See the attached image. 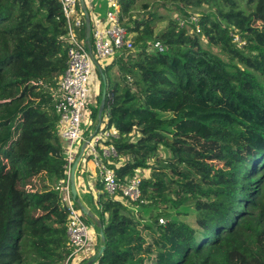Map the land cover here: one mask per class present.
Listing matches in <instances>:
<instances>
[{"label": "trees", "instance_id": "trees-1", "mask_svg": "<svg viewBox=\"0 0 264 264\" xmlns=\"http://www.w3.org/2000/svg\"><path fill=\"white\" fill-rule=\"evenodd\" d=\"M160 2L187 22L167 17L155 33L152 2L122 0L132 49L98 71L101 120L116 133L109 167L120 184L140 178V197L128 203L100 186L98 197L80 196L95 217L84 220L104 234L95 264H141L139 246L161 254L138 225L176 248L171 264H264V0ZM187 10L198 12L199 31ZM66 35L58 0H0V135L12 122L5 109L19 106L0 142V264H72L52 96Z\"/></svg>", "mask_w": 264, "mask_h": 264}, {"label": "built area", "instance_id": "built-area-1", "mask_svg": "<svg viewBox=\"0 0 264 264\" xmlns=\"http://www.w3.org/2000/svg\"><path fill=\"white\" fill-rule=\"evenodd\" d=\"M83 1L91 24L89 42L85 38V19L79 0H58L66 21L65 41L68 49L66 69L59 79L57 91L52 95L57 99L55 112L58 117L59 134L66 144L64 180L58 183L56 189L60 191V198L67 212L66 235L72 249L71 256L84 250L91 240L90 229L81 210L72 200L70 192L71 167L84 142L89 139L79 164L89 162L92 165L102 192L111 198L125 199L128 203L136 202L140 197V178H131L120 184L113 169L109 167L112 161L118 158L112 142L116 138L115 131L106 127V120L103 122L97 120L93 124L91 119L89 121L90 114L86 111L88 104L91 105V112L95 107L88 101L91 74L94 70L100 71L104 68L105 62L112 59L117 52L130 51L134 35L121 25L122 0H103L106 5L103 18L95 11L102 0ZM188 21L194 23L196 30L199 31L197 15L190 16ZM179 22L182 26L187 20L180 18ZM82 31L83 35L80 36ZM153 47L162 50L159 43H155ZM84 123L86 127H83ZM96 127L97 130L94 132ZM86 132L88 134L84 136Z\"/></svg>", "mask_w": 264, "mask_h": 264}, {"label": "rangeland", "instance_id": "rangeland-1", "mask_svg": "<svg viewBox=\"0 0 264 264\" xmlns=\"http://www.w3.org/2000/svg\"><path fill=\"white\" fill-rule=\"evenodd\" d=\"M161 0H150V2H152V6H151V10L149 11H154L158 13V15H160L161 19L160 20H157L156 24H155V28H154V32L155 33H158L160 32L161 30L165 29L167 27V24H168V18H182L180 16H183L182 13L178 12V11H175L174 10V6L173 5H168L167 7H162L160 6ZM102 1H100V3H98V6L95 8V11L98 13V15L103 18L104 17V14H105V11H106V6L104 3H101ZM136 15L137 16H142L143 15V12L141 10H138L136 12ZM192 15H197L199 16L198 12L194 11V10H187L186 12V18H189L190 16ZM93 72H95V75H96V79H97V87H96V93L97 95L99 96L100 95V92H101V80L99 78V74H98V71L97 70H94ZM92 76V74H91ZM91 78V77H90ZM91 82L93 83L94 82V78L91 79ZM89 93L91 95L94 94V84L92 86V89L91 91H89ZM94 104H95V101H94ZM91 109V105L88 104L86 106V111L90 114L89 116V121L90 119H92V112L90 111ZM17 111H19V106H15V105H10L8 106L6 109H5V114H4V117L7 119V118H11L12 119V122L10 123L9 126H7L1 133L0 135V142L2 141H5L7 140L11 134H12V129H13V125H14V122H15V119L17 117ZM83 127H86V123L83 124ZM86 136V135H84ZM163 151H160V154H162ZM164 154V153H163ZM146 175H148V172L145 171ZM82 197V196H81ZM94 211V209H93ZM94 213H97V211L95 210ZM85 221V220H84ZM86 223V221H85ZM86 225L89 227V225L86 223ZM90 229V228H89ZM138 229H140L141 231V234L143 237H145V241L146 243L148 244H151L153 246H157L158 247V244L159 243L158 241L155 240V238H153L154 236H152L151 234H148L147 233V229L144 228V226L142 225H138ZM160 245V244H159ZM162 253L161 254H156V253H145L143 252L141 249L142 247L139 246L136 247V248H133L135 253L140 255L142 257V262L141 264H171V262L169 261V257L170 255L175 252V247H166L164 245H161V247H158Z\"/></svg>", "mask_w": 264, "mask_h": 264}, {"label": "crops", "instance_id": "crops-1", "mask_svg": "<svg viewBox=\"0 0 264 264\" xmlns=\"http://www.w3.org/2000/svg\"><path fill=\"white\" fill-rule=\"evenodd\" d=\"M101 3L105 4L103 0ZM110 60L111 59H108L107 61H110ZM93 78H94V82L92 83L91 79ZM93 84H94V94L91 95L89 93L88 101L92 102L93 104L95 101V104H96V99L98 96L96 93V87L98 83H97L95 72L92 73V76L88 83L89 91H91ZM98 180L99 179H98L97 173L89 162L86 164H82V163L78 164L76 171H75V187H76V192H77L79 199H80V196L84 197L85 199H88L89 197H92V198L98 197V195L102 193L101 190H99L100 185H99ZM80 201L84 206H86L84 202H82V199ZM89 228H90V239L91 240L88 246L84 250L80 251L79 253H77L76 255L72 257V264H85L91 257H93L97 253V249L98 247H100L98 233L92 226H89ZM147 233L150 234L148 230H147ZM153 238H155V240L159 242L157 243L158 245L159 244L162 245V243L155 236Z\"/></svg>", "mask_w": 264, "mask_h": 264}, {"label": "water", "instance_id": "water-1", "mask_svg": "<svg viewBox=\"0 0 264 264\" xmlns=\"http://www.w3.org/2000/svg\"><path fill=\"white\" fill-rule=\"evenodd\" d=\"M79 3H80V7L82 8V11L84 13L85 38L89 42L90 32H91V24H90L89 14H88V12H87V10L85 8L84 1L83 0H79ZM102 81H103V89H102V92H101V99H100V103H99V107H98V114H97V120L98 121L101 120V115L103 113V109H104V106H105L106 89H105V84H104V78L103 77H102ZM96 130H97V127L94 129V132ZM87 141L84 142L82 144V146L80 147L79 153H78L75 161L72 164L71 172H70V192H71L72 200L77 204V206L81 210L83 216L84 217L95 218L93 216V214L90 212V210L81 203V201H80V199H79V197L77 195L76 187H75V171H76V168H77V166H78V164H79V162L81 160V157H82V154H83V150H84V148H85V146L87 144ZM98 235H99V239H100V248L97 251V253L93 257H91L85 264H95V262L97 261L98 257L103 253L104 234H103L100 226L98 228Z\"/></svg>", "mask_w": 264, "mask_h": 264}]
</instances>
